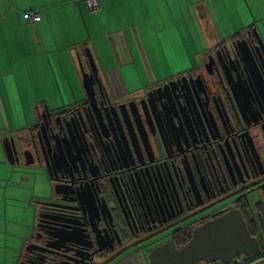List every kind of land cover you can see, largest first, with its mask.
Masks as SVG:
<instances>
[{
    "label": "flooded vegetation",
    "instance_id": "obj_1",
    "mask_svg": "<svg viewBox=\"0 0 264 264\" xmlns=\"http://www.w3.org/2000/svg\"><path fill=\"white\" fill-rule=\"evenodd\" d=\"M258 34L249 26L214 41L191 69L131 95L97 75L90 98L41 111L13 139L16 157L36 161L47 181L19 264H111L167 239L180 247L231 209L255 218L249 196L258 202L264 191Z\"/></svg>",
    "mask_w": 264,
    "mask_h": 264
},
{
    "label": "crops",
    "instance_id": "obj_2",
    "mask_svg": "<svg viewBox=\"0 0 264 264\" xmlns=\"http://www.w3.org/2000/svg\"><path fill=\"white\" fill-rule=\"evenodd\" d=\"M98 3L97 13H92L85 0H0L3 125L0 136L9 133L21 136L36 124L40 109L54 111L83 98V95L75 96L68 74L74 68V75L78 76L75 57L86 61L85 49L89 50L105 86L115 94H125L122 69L134 61L135 54L143 61L146 73H152L144 41H176L175 37L181 41H197L192 37V29L196 31L195 38L206 41L230 39L249 26L261 34L256 23L253 25L244 17L239 30L224 38L220 30L225 26L216 25L211 9L200 4V0H98ZM32 11L40 16L34 24L25 19V14ZM166 13L172 17L170 23L164 21ZM243 14L245 11L241 13L242 19ZM261 17L263 21L264 16ZM176 19L183 24L184 34L176 30ZM207 26L212 27L213 34L207 33ZM53 90L58 93L56 98L48 96ZM65 90L71 98H65ZM30 91L33 96H29ZM24 104L32 107L31 119L21 112L17 118L15 114L19 122L12 130L7 111H23ZM118 259L111 264H151L145 250H132ZM247 261L241 263L264 264V257Z\"/></svg>",
    "mask_w": 264,
    "mask_h": 264
},
{
    "label": "rangeland",
    "instance_id": "obj_3",
    "mask_svg": "<svg viewBox=\"0 0 264 264\" xmlns=\"http://www.w3.org/2000/svg\"><path fill=\"white\" fill-rule=\"evenodd\" d=\"M207 5L211 11L212 16L215 19L216 25L220 28L221 25L224 29L220 30V33L224 38L233 34L239 30L242 21L247 18L253 25L256 23L257 28L261 30L260 39L264 42V20L259 16H264V0H200ZM243 19L241 18V13ZM249 13H246V12ZM164 21L170 23L171 15L166 13ZM176 18V15H172ZM262 18V17H261ZM187 18L184 16V25ZM262 21V22H261ZM149 25V24H148ZM176 26L178 32L184 34L182 28L183 24L176 19ZM184 27V26H183ZM175 31V30H174ZM169 31L170 33H174ZM193 39L197 41H144L145 48L147 49L149 56V64L151 66L152 73H146L145 66L140 57L135 54L134 61L126 65L122 70V75L125 83V94L131 95L147 83H151L152 80L167 78L179 72H183L191 69L199 62L201 53L205 50L208 44L214 41H206L201 37L195 38L196 31L192 29ZM257 32V31H256ZM179 37V34H175ZM222 38V39H224ZM184 39V36H182ZM79 57V56H78ZM80 58V57H79ZM76 66L78 67V76L74 75L75 69L69 71V82L73 92L77 98L84 95V91L81 85V71L79 63L82 67L87 69L88 65L85 60L77 59L75 57ZM71 74V75H70ZM73 74V75H72ZM149 74V75H148ZM73 76V77H72ZM151 76V77H150ZM62 79V78H58ZM38 92V87L35 88ZM56 90L48 93L50 98H56ZM33 96L32 92H29V96ZM65 98H71L69 92L65 90L63 92ZM24 110L20 109L12 111L8 110L9 118L12 122L11 129L14 124H17L15 114L18 117V113L26 115L27 119H31L32 107L24 104ZM20 108V107H18ZM40 109V108H39ZM43 109H40L41 112ZM22 121V119H21ZM16 126V125H15ZM2 121L0 117V128H2ZM13 130V129H12ZM0 129V134H2ZM12 135V139H17V133H9ZM0 136V264H19L20 254L23 249V241L27 238L29 229L34 217L35 201L38 196L44 194L47 190V181L41 175L36 161L34 164H25L23 153L20 151L17 155V161L9 163L6 159L3 149V141L5 136ZM259 199L258 192H254L249 196V207L253 209L254 203ZM254 212V211H253ZM260 248H264V239L258 238ZM262 252V250H261ZM243 255L237 256L240 262L249 260L250 257L256 255ZM236 257L227 264H233ZM119 260V259H118ZM198 264H223L220 261H214L211 263H203L201 261Z\"/></svg>",
    "mask_w": 264,
    "mask_h": 264
},
{
    "label": "water",
    "instance_id": "obj_4",
    "mask_svg": "<svg viewBox=\"0 0 264 264\" xmlns=\"http://www.w3.org/2000/svg\"><path fill=\"white\" fill-rule=\"evenodd\" d=\"M259 42L262 44L261 40ZM85 55L87 69L84 70L79 63L81 85L86 97L90 98L98 74L88 49H85ZM3 149L9 163L17 161L12 137L4 138ZM24 160L25 164L32 162ZM259 250L258 239L248 232L240 211L231 209L196 226L180 247H175L173 240L167 239L150 248L146 253L151 264H193L199 261L203 263L220 261L227 264L233 257L240 254L252 255Z\"/></svg>",
    "mask_w": 264,
    "mask_h": 264
},
{
    "label": "trees",
    "instance_id": "obj_5",
    "mask_svg": "<svg viewBox=\"0 0 264 264\" xmlns=\"http://www.w3.org/2000/svg\"><path fill=\"white\" fill-rule=\"evenodd\" d=\"M206 31L208 34H213V29L210 26L206 27ZM245 207L248 209L247 204ZM254 212H255V218H250L249 215H244L245 216L244 222L250 235L255 236L257 239L262 238L263 240L264 239V191H262L261 193L260 200L254 204ZM183 243L184 241L181 242V245H183ZM262 257H264V248H260L259 252L256 255L252 256L250 260H248L247 262L258 260ZM193 264H198V262Z\"/></svg>",
    "mask_w": 264,
    "mask_h": 264
},
{
    "label": "built area",
    "instance_id": "obj_6",
    "mask_svg": "<svg viewBox=\"0 0 264 264\" xmlns=\"http://www.w3.org/2000/svg\"><path fill=\"white\" fill-rule=\"evenodd\" d=\"M85 3H86L90 12L97 13V11L99 9L98 0H85ZM39 18H40V16L36 11L27 12L25 14V19H26L27 23L34 24L35 22H37L39 20ZM233 264H242V263L236 257Z\"/></svg>",
    "mask_w": 264,
    "mask_h": 264
}]
</instances>
